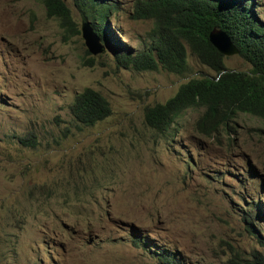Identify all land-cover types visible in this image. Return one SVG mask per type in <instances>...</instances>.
I'll list each match as a JSON object with an SVG mask.
<instances>
[{
	"label": "rangeland",
	"instance_id": "rangeland-1",
	"mask_svg": "<svg viewBox=\"0 0 264 264\" xmlns=\"http://www.w3.org/2000/svg\"><path fill=\"white\" fill-rule=\"evenodd\" d=\"M64 1L80 33L43 0H0V264H230L233 248L261 250L264 121L241 114L204 135L196 108L155 131L146 107L216 73L189 48L185 74L120 68L92 15ZM95 1L111 6L116 43L147 48L154 22L132 17L136 0ZM225 62L250 70L239 54ZM87 87L112 107L93 126L70 108ZM29 134L36 147L19 142Z\"/></svg>",
	"mask_w": 264,
	"mask_h": 264
},
{
	"label": "trees",
	"instance_id": "trees-1",
	"mask_svg": "<svg viewBox=\"0 0 264 264\" xmlns=\"http://www.w3.org/2000/svg\"><path fill=\"white\" fill-rule=\"evenodd\" d=\"M49 16L60 19L66 33H80L72 11L64 0H43ZM76 6L92 15L94 32L113 42L117 66L136 71L166 70L185 74L190 70L187 48L198 60L213 70L215 76L192 78L164 103L145 109L146 124L166 133L187 110L204 108L197 127L206 135H217L232 128L239 115L250 114L264 121V21L255 10L254 0H136L135 19H151L150 43L132 54L109 34L107 19L111 6L95 0H75ZM214 28L226 31L239 48V55L250 65L249 71L229 69L226 56L209 40ZM76 121L93 126L112 113L108 99L98 90L87 87L71 104ZM24 146H37L35 135L19 137ZM243 218L251 223L252 214ZM261 250L243 253L232 249L230 264H264V237L254 234Z\"/></svg>",
	"mask_w": 264,
	"mask_h": 264
},
{
	"label": "water",
	"instance_id": "water-1",
	"mask_svg": "<svg viewBox=\"0 0 264 264\" xmlns=\"http://www.w3.org/2000/svg\"><path fill=\"white\" fill-rule=\"evenodd\" d=\"M209 40L226 57L239 54L238 46L223 29L214 28L209 34Z\"/></svg>",
	"mask_w": 264,
	"mask_h": 264
}]
</instances>
